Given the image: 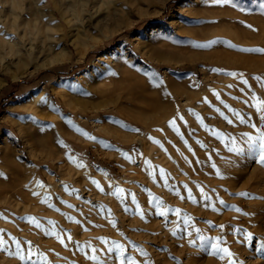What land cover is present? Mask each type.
<instances>
[{
    "label": "rangeland",
    "instance_id": "374dc122",
    "mask_svg": "<svg viewBox=\"0 0 264 264\" xmlns=\"http://www.w3.org/2000/svg\"><path fill=\"white\" fill-rule=\"evenodd\" d=\"M182 1L169 0L164 6L163 0H142L124 9L117 22L93 26L79 43L101 42L90 47L82 61L70 35L58 34L51 44L30 35L23 40L16 37L11 45L0 35V57L4 56L0 58V138L4 133L6 138L5 145L0 142V154L18 169L15 193L0 190V236L5 241L0 264H121L122 260L123 264L132 260L136 264H264V254L258 251L264 240V165L242 138L244 133L259 134L250 124L264 131L255 107L257 97L264 100V87L254 79L264 77V54L239 52L227 43L207 50L192 46L224 41L237 48H264V14L257 7L264 0H234L236 7L196 0L178 9ZM22 2L24 7L46 5V0ZM134 20L133 26H125ZM136 35L140 49L132 41ZM112 49L117 58L105 59L94 68L97 58ZM217 68L223 71H212ZM87 71L90 74L82 76ZM152 73L163 80L160 87L153 85ZM244 79L248 85L242 83ZM162 90L171 95L165 98ZM33 93L39 101L28 98ZM192 112L203 118L207 129ZM236 113L249 123H240ZM172 119L177 120L183 139L169 127ZM69 120L96 141L76 132ZM12 121H18L17 126ZM216 131L223 139L213 134ZM60 139L67 148L60 146ZM232 139L244 149L242 154L229 151ZM97 141L113 148L105 149ZM69 153L85 167L71 163ZM145 160L151 161L152 169ZM117 188L124 190L123 201L113 195ZM188 189L196 203L188 198ZM201 189L210 200L204 199ZM46 197L54 208L43 202ZM157 201L162 202L160 208L154 206ZM213 204L219 211L212 210ZM161 209L166 216L158 214ZM185 217L191 218L188 225ZM32 218L42 227L30 223ZM54 226L63 244L45 234ZM245 232L252 233L250 241ZM13 238L20 241L25 259L8 255L16 251ZM217 238L233 253L231 258L221 259L210 248L205 250ZM117 245L123 246V256Z\"/></svg>",
    "mask_w": 264,
    "mask_h": 264
},
{
    "label": "bare ground",
    "instance_id": "6f19581e",
    "mask_svg": "<svg viewBox=\"0 0 264 264\" xmlns=\"http://www.w3.org/2000/svg\"><path fill=\"white\" fill-rule=\"evenodd\" d=\"M140 1H142V0H46V5L42 6V8H38V7L34 8L31 5H28V6L25 5V7H24L22 0H0V35H4L7 38V40L9 39L7 44H10V45L16 41L15 40L16 37L18 38V40L20 38L23 40L28 35H30L33 37L32 39L36 38L35 40L38 41L39 39L42 38V41H46V40L48 41L49 40V42L51 44L54 37L58 34L63 35L62 38H65L66 35H70L73 38L75 37L74 39L71 38L72 44L75 45L78 60L82 61L86 55V52L89 50V48L94 47L96 44L101 42L100 39L94 40L95 38H93V40H94L93 43L88 44L86 46L82 45V43H79V41L81 42L82 40L85 39V35L88 37L89 30L93 26H96V28H100L106 22H117L118 19L120 20L119 16H121L124 13V11H123L124 9L125 10L128 9L129 6L133 7L137 2L140 3ZM168 1L169 0H163V5L165 6ZM195 1L196 0H183L180 4H178L177 8L182 9V8H184L185 5L194 4ZM163 5H161V6H163ZM103 7H106V8L103 9ZM125 13H126V11H125ZM63 22H65L66 26L64 25ZM122 23H123V20H122ZM134 24H135V20L134 21H128L125 24V26L131 27ZM120 30L121 29H119V30L116 29L115 31L113 30V32L111 31L112 32L111 35L115 34V32H119ZM61 32H63V33H61ZM109 37H110V34L106 35V38H109ZM132 38H133L132 41H133L134 45H136V47L140 49L142 47V42L138 40V35L133 36ZM12 39L14 41H12ZM22 40H20V41H22ZM16 46L18 47L19 45L16 43ZM82 46H84V47H82ZM118 49H119V47H118ZM11 50H12V47H11ZM113 51L114 50L112 49L111 51L99 56L97 58L98 61L94 65V68L97 67V65L105 59H114V57L117 58L118 52H113ZM16 52H19V51H17V49H16ZM2 53H0V54L3 55ZM7 53H10V52H6V54ZM2 57H4V56H2ZM2 57H0V58H2ZM89 74H90V72L87 71L82 76H88ZM28 98L33 102H37L40 99L39 96L37 94H34V93L28 95ZM100 105L101 104H99V106ZM102 105H104V104H102ZM96 106H98V105H96ZM96 108H97L96 110H98V107H96ZM30 116H34V114L31 113ZM52 116L53 115H51V118H52ZM46 117H47V114H46ZM5 118L7 119L8 117L5 116ZM17 122L12 121V123H14V124H16ZM62 122L64 123V121H62ZM62 122H60V123H62ZM56 123H57V121H56ZM16 126H17V124H16ZM62 126H63V124H62ZM56 127L61 128V126H56ZM67 128L69 129V127H67ZM71 132L76 134L75 132H73V130H71ZM8 133L9 132L7 131L6 134H8ZM109 134H110V132H109ZM114 134L119 135L118 133H114ZM75 136L77 137V135H75ZM80 136L81 135H79V137ZM116 137H118V136H116ZM127 137L125 136V138H127ZM26 138H28V137L26 136ZM82 140H83V138H82ZM0 142H3L4 145L6 144L5 133L2 134V136L0 138ZM96 146H98V145H96ZM98 148H99V146H98ZM101 150H103V149H101ZM14 169H16V168L11 167V164H10L8 157L6 156V154H4L2 152V154H0V173H3V175H0V190H2L3 192H8V193L12 192L13 193L15 190L16 186H15L13 180L15 178L14 173H18V169H16V172L13 171ZM3 179H5L7 182L4 181ZM17 184L18 183H16V185ZM20 185H21V183H20ZM18 186H19V184H18ZM16 189H18V188H16ZM262 232H260V233H262Z\"/></svg>",
    "mask_w": 264,
    "mask_h": 264
},
{
    "label": "snow or ice",
    "instance_id": "6c2138e0",
    "mask_svg": "<svg viewBox=\"0 0 264 264\" xmlns=\"http://www.w3.org/2000/svg\"><path fill=\"white\" fill-rule=\"evenodd\" d=\"M212 3L218 4V5H232L233 7H236L237 6L236 3H234V0H212ZM257 7L259 8L261 14H264V3L258 4ZM241 10H243V9H241ZM246 27L252 29L253 31H256V29H254L252 25H246ZM219 43H227V46L229 48L236 49L237 51L243 52V53H261V54H264V48H237V45H235V44H233L231 42H224V41H210L209 43H204V44L193 43L192 46L194 48H196V49L207 50V49L212 48V46L214 44H219ZM212 71L217 72V73H220L223 70L217 68V69H212ZM110 74L111 75H116V73H114V72H112ZM226 75L231 76V77H236L237 76V73H235V72H227ZM149 78L151 80H153V85L155 87H160L163 84V80H160L159 77L157 76V74H155V73H152ZM254 79L261 84V87H264V77L256 76ZM242 83L245 84V85H248L249 84V81L247 79H244V80H242ZM70 90L75 91V89L72 88L71 86H70ZM162 91H163V94H164L165 98H167V97H169L171 95L170 93H168V92H166L164 90H162ZM84 95H90V94L89 93H84ZM215 95L217 96V98H219V93H216ZM256 100H257V103H256L255 107H256V110H257V112L259 114V120L261 122H264V100H261L258 97L256 98ZM44 102L47 103V100H45ZM221 102L223 103V101H221ZM225 107H228V106L225 105ZM53 111L59 113V109H57L54 105H53ZM189 111L191 112V110H189ZM216 111L219 112V109H216ZM191 114L194 115L196 117V119L199 120L200 124L207 129V125L204 124L203 118L200 117V115L198 113L192 112ZM221 115H223V113H221ZM236 116H237V119L239 120L240 123H242V124L249 123V121H247L239 113H236ZM179 119L180 120H184V117L183 116H179ZM225 119H227V117H225ZM68 123L75 129L76 132L80 133L82 136L86 137L88 140L96 141V137H94L92 135H89V133L83 131L79 127H76L74 124H72V121L69 120ZM116 123H119V122L117 121ZM185 123H186V121H185ZM228 123L231 124L232 121L231 120H228ZM120 126L123 127V128H127L128 127L127 125H120ZM250 126L252 128H256V130H257V132L259 134L257 136H251V135H248L247 133H244V134H242V138L243 137H246V143L248 145V151L250 153H253V154L259 153V161H260L261 165H264V131L260 130L257 127L256 124H250ZM169 127L175 133H177V135H179L181 137V139H183V135L184 134L180 131V128L177 125V120L176 119H172L169 122ZM132 131L138 132L139 130L138 129H132ZM213 134L217 138L223 139V135L219 131H216ZM149 139L150 140H153V143H156V144L160 145V147H163V145L160 144V141L154 140L152 137H149ZM57 142L60 144L61 147H64V148H67L68 147L64 143V141L62 139L58 140ZM97 142L100 143L101 146L104 147L105 149L113 148V145H111L110 143H108L106 141H97ZM231 143H232V147L229 148V151L230 152H236L237 154H242L244 152V149L241 148V147H239L237 145V141L235 139H232ZM185 144H187V141H185ZM189 150H191L190 149V146H189ZM165 151H166V149H165ZM121 155H123L125 157V159H128L131 162H133V163L135 162V161H132V158L127 153L121 152ZM68 160L71 163L75 164L76 167H78V168H84L85 167V165L83 163H80L71 153H69V155H68ZM144 164L147 165V167L149 169H152L153 168L152 163L149 160H145L144 161ZM211 166L213 168L216 167V165L214 163ZM160 174H161V176H164L165 175L164 172H163V170H160ZM217 174H219V171L217 172ZM0 175H3V173H0ZM105 175H107V173H105ZM91 182L94 185H96V187L99 188L100 191H104V189L100 187V184H99L98 181H96V180L93 179ZM39 186L40 187H43V184H40ZM165 186H167V179H165ZM185 187H187V186H185ZM176 194L179 196V192H177ZM201 194L203 195V197H204V199L206 201L210 200V197H208L206 194H204L203 189H201ZM33 195H38V193H33ZM113 195L117 196L122 201L125 198L124 197V190L122 188H117L115 190V192L113 193ZM149 195L151 196V193H149ZM239 195H241V196H248L249 194L248 193H240ZM188 198L190 200H192L193 203H196L197 202L196 199H195V197L192 196V190L191 189H188ZM49 199H50V197H46L43 202L44 203H48L49 204V207H53L54 208L55 205L50 204L49 203ZM181 199H183V197H181ZM152 200H156V197L152 196ZM132 202L133 203H136V196H135V194H132ZM161 203L162 202L157 201V203L154 206L157 207V208H160L161 207ZM224 203L225 202L223 200H220V204L223 205ZM68 206L71 207V205H68ZM211 207H212V210L214 212L219 211V209H217L214 204L211 205ZM124 210L125 211H128L127 208H125ZM56 211H59V209L57 208ZM234 211L240 212L241 209L240 208H235ZM158 214L161 215V216H166L167 213H166L165 210L161 209V211H159ZM141 215L143 216V213H141ZM176 215L177 216L180 215L179 210L176 211ZM5 219H7V218L5 217ZM69 219H72V217H69ZM190 219H191L190 217H185L184 218L185 225H188L189 224ZM29 222L32 223V224H35V226L37 228L42 227V225L40 224V222L37 221L35 218L30 219ZM50 223H52V222H50ZM77 223H79V221H77ZM113 226L115 227V222H113ZM223 227H224L223 225H220L219 226V228L221 230H223ZM195 231L197 232V234L199 236V239L202 242L205 241V237L203 235H199L200 234V230L199 229H196ZM236 231L237 232H240L241 229H236ZM45 234L46 235H54L56 237V239H58L60 241L61 244L64 243V240L61 238L60 233L55 230V226L53 227V230L50 233L47 232V230H45ZM172 234L175 236L176 235V232L173 231ZM188 235L191 236L192 233L189 232ZM244 236L249 241L252 239V233L251 232H245L244 233ZM68 239H71V236H69ZM13 242L15 243L16 251H15V253H13L11 251H8V255L9 256L15 255V256L20 257V259H25V257L23 256V250L21 248L20 241L15 240L13 238ZM189 243L191 244V243H193V241L189 240ZM4 244H5V241L3 239V236H0V246H3ZM220 244H221V241L217 238L216 241H215V243H208L206 245V247H205V250H207L208 248H210L211 251H212V254L213 255H218L219 254L221 259H224V257L231 258L232 255H233V253L230 252L228 248L221 247ZM116 247L120 250L121 256H123V254H124V248H123V246L122 245H117ZM3 250H6V249H3ZM95 251L96 250L93 249V252H95ZM258 251H260L262 254H264V240H262L260 242ZM28 258L30 259L31 257L29 256ZM43 259L45 261H47V258L46 257H43ZM92 259L95 260L96 257L93 255L92 256ZM173 259H175V258H173ZM121 264H123V260L121 261ZM130 264H136V261L135 260H132V261H130Z\"/></svg>",
    "mask_w": 264,
    "mask_h": 264
},
{
    "label": "trees",
    "instance_id": "16d2710c",
    "mask_svg": "<svg viewBox=\"0 0 264 264\" xmlns=\"http://www.w3.org/2000/svg\"><path fill=\"white\" fill-rule=\"evenodd\" d=\"M12 86H15V87H16V86H19V84H15V83H14V84H12Z\"/></svg>",
    "mask_w": 264,
    "mask_h": 264
}]
</instances>
